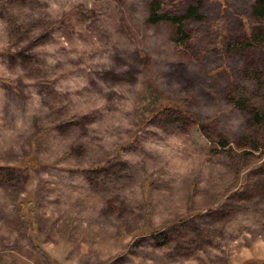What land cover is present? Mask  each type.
<instances>
[{"label": "rangeland", "instance_id": "obj_1", "mask_svg": "<svg viewBox=\"0 0 264 264\" xmlns=\"http://www.w3.org/2000/svg\"><path fill=\"white\" fill-rule=\"evenodd\" d=\"M257 12L0 0V264L264 260Z\"/></svg>", "mask_w": 264, "mask_h": 264}, {"label": "trees", "instance_id": "obj_2", "mask_svg": "<svg viewBox=\"0 0 264 264\" xmlns=\"http://www.w3.org/2000/svg\"><path fill=\"white\" fill-rule=\"evenodd\" d=\"M256 10L258 11L256 14H260V16L264 15V0H256ZM198 12H199L198 8L191 7L190 13L187 14V16H193L194 18L197 19V18H199ZM186 37H187L186 33L183 34L180 31H178L176 33V40L179 43H185ZM169 109H174V110L180 111L183 115H185V117L191 118L188 115L189 112L187 110V106H186L185 101H183V100H171V99H166V100H164V102L159 104V106L155 109V111L152 113V115L161 113L162 110H169ZM33 146H34V138H32V140H31V147H33ZM23 204L24 203H21L20 205H23ZM250 262L264 264V260H252Z\"/></svg>", "mask_w": 264, "mask_h": 264}]
</instances>
